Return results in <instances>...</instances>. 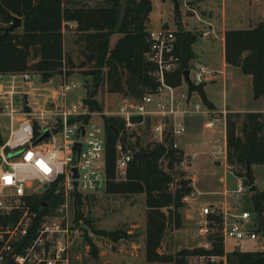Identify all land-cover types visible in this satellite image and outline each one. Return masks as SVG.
Returning <instances> with one entry per match:
<instances>
[{"label":"built area","instance_id":"1","mask_svg":"<svg viewBox=\"0 0 264 264\" xmlns=\"http://www.w3.org/2000/svg\"><path fill=\"white\" fill-rule=\"evenodd\" d=\"M183 2L190 10L188 0ZM198 21L201 22L199 18ZM203 23L207 27L201 37L218 39L216 26ZM147 41L146 59L153 66L150 77L155 88L140 98L122 97L112 112L92 110L84 101L66 102V92L77 87L73 83L59 88L60 104H48L49 110L24 111L17 107L22 96H17L14 84L8 91L0 85V117L8 119L10 128L8 139L0 147V264H69L70 252L77 241L93 236L82 220H76V211L94 194L106 190L109 178L105 121L109 117L120 122L119 128L114 126L118 130L113 146L115 180L125 178L129 164L134 161L133 153L139 152L137 143L162 146L166 153L176 152L178 162L174 167L190 180L192 192L181 200L188 204L200 194L193 188L195 178L190 174L197 153L183 151L180 139L187 133V120L197 116L203 118L202 128L209 134L210 159L226 161L229 112L209 108L199 93L215 72L203 65H190L187 80L182 75L181 82L173 85L168 81L180 65L175 31L164 27L149 30ZM21 76L24 83L36 84L28 73ZM36 118L44 125H38ZM45 129L50 137L32 145ZM6 152L12 153L11 159ZM15 153L18 154L13 156ZM164 158L159 160L160 167L170 174ZM235 176L236 189L225 194L231 203L204 205L198 211L202 221H198L195 238L201 243L195 248L212 250L216 236L221 239L223 254L198 255L189 261L192 264H229L226 250L229 241H233V247L259 239L264 242L258 233L259 221H251L250 212L240 209L241 196L248 187L244 178ZM171 177L169 189L173 193L179 183ZM48 189L59 201L54 209L49 207L41 215L32 208L33 201ZM40 206L45 209L47 204L40 202ZM157 253H166L163 243Z\"/></svg>","mask_w":264,"mask_h":264},{"label":"trees","instance_id":"2","mask_svg":"<svg viewBox=\"0 0 264 264\" xmlns=\"http://www.w3.org/2000/svg\"><path fill=\"white\" fill-rule=\"evenodd\" d=\"M152 11L150 0H104L96 7L81 5L76 1L65 0H0V76L21 75L29 71L41 75L47 82L54 75H60L62 70L74 68L70 56L63 50V28L74 23L77 34L74 45L83 55V65H89L84 71L85 77H92L93 89L86 92L84 102L92 110H101L95 99L97 88L106 84L109 93L121 94L123 98H140L155 88L150 77L153 66L147 62L149 49L146 25ZM14 18L21 20L19 32L15 29L4 37V31ZM119 35L113 47L110 38ZM176 55L179 57V68L173 73L169 83L177 85L182 75L190 67L194 57L192 45L196 35L178 31ZM224 58L227 65L240 68L244 75L251 77L254 99L264 101V19L253 28L246 30H226L224 33ZM33 60V63H30ZM199 93L204 103L212 108L205 98L202 88ZM106 134L108 138L106 149V170L109 181L105 193L142 194L145 204L144 253L145 264H192L187 260L202 254H223L221 239L215 236L212 250L202 248L183 249L175 254L157 253L163 238L171 228L180 226V210L184 207L182 198L192 192L190 180L183 178L179 172V185L172 193L169 184L174 176V164L178 162L175 151L167 153L162 146L141 145L137 143L141 154L143 170L131 161L125 178L114 179L115 158L114 143L116 135L108 128L109 125L120 127V122L108 118ZM264 116L261 112L228 113L226 116L227 155L226 164L233 174L245 170L250 165H264ZM4 142L0 139V145ZM166 153V156H165ZM165 157L166 167L170 174L163 172L159 160ZM250 205L259 215L264 214V189L250 192ZM59 201L50 189L33 201L32 208L42 215L49 207L54 209ZM40 202H46L47 207L41 209ZM249 204V203H248ZM166 209V216L162 210ZM76 220H82L89 226L80 210L76 211ZM264 232L262 228L258 233ZM95 235L104 236L112 241L127 238L126 233L95 231ZM216 235V234H215ZM90 251L94 257L92 242L85 236ZM90 241V242H89ZM253 251H244L240 246L227 253L229 264H264V250L257 247L263 245L262 239L257 240ZM253 252V253H251ZM263 258V259H262Z\"/></svg>","mask_w":264,"mask_h":264},{"label":"rangeland","instance_id":"3","mask_svg":"<svg viewBox=\"0 0 264 264\" xmlns=\"http://www.w3.org/2000/svg\"><path fill=\"white\" fill-rule=\"evenodd\" d=\"M71 0H65V3ZM152 4V11L149 16V22L146 25V30H154L161 27L169 28L177 34L178 31L188 32L191 35H196V43L193 46L194 52L201 56L200 53L204 51L205 44L209 45L210 40L201 37V33L206 29L207 26L203 22H210L216 25L217 38L213 39L214 42L221 40L224 29L230 28H247L248 24L255 22L259 19L260 14L264 8V0H188L190 10L184 7L183 0H150ZM205 1V4H204ZM104 0H81L79 3L88 7H96L102 5ZM125 0H121V5L124 6ZM211 6L217 13H221V6L225 8L226 24L223 28L220 23L214 22L212 18L207 16L211 14ZM198 18L201 22L198 21ZM213 24V25H214ZM214 25V26H215ZM17 29L16 32H19ZM77 34L74 29H65L63 33V50L66 56H70L73 61L71 70L67 68L62 70L60 75H54L47 82H43L41 75L34 71H29L28 74L31 79L36 82L34 86L28 85L23 82L21 75L5 76L0 81V85L4 91H8L14 84L15 90L18 93L17 96L21 97L18 101L17 107L23 108L24 111L49 110L47 105L55 102L56 105L60 104L61 95L59 94V88L64 84L73 83L77 87L71 89L65 94V101L68 103L82 102L85 98L86 92L92 90L94 82L92 77H85L84 71L89 70V65H83L85 61L83 55L78 51V48L74 45ZM119 35L115 34L110 38V47H113ZM216 46H220L219 43H214ZM213 44V45H214ZM212 46V45H211ZM193 60L194 65H203L202 61L198 59ZM30 60V63H33ZM191 62V63H192ZM213 89V96L219 103L222 98V87L221 83L214 84L211 87ZM25 94V95H24ZM123 96L121 94L109 93L106 89V84H100L97 88V94L95 99L101 106V110L112 112L115 110L116 104L120 101ZM226 97L229 101H235L241 105H249L251 101L245 97L242 90L237 87H226ZM112 118V117H109ZM37 124L44 125L43 121L39 118L35 119ZM17 125H15L16 129ZM10 134L9 121L5 117H0V137L5 142ZM0 138V139H1ZM144 142V141H143ZM2 146V145H0ZM7 158L11 159L12 153L6 152ZM225 161H220V166H215L212 162L207 167L194 168L193 174L197 177V182L194 186L196 192L201 193L188 204H184V207L180 210V226L178 228H171L163 238V245L165 252L169 254H175L183 249L192 250L196 247L201 240H197L196 229L199 222L202 219L199 217L197 208L203 204H217L223 199V193L225 189L233 191L237 187L238 179L232 172L226 170L224 166ZM174 178L179 180V170L174 167ZM190 171V174L191 172ZM244 171V170H242ZM254 173L258 176L259 184L264 185V166L261 168H254ZM184 179H189L187 175H183ZM219 178L224 181L220 182ZM261 188V186H260ZM250 192L247 189L246 192L241 196L239 202L240 209L248 210L251 214V221H258V214H256L250 205ZM95 198V199H91ZM228 203H231V198L228 199ZM249 203V204H248ZM190 204H195L197 208H193ZM189 205V206H188ZM82 216L89 221V226L83 223L84 228L89 230L93 234L90 239L92 242V249L97 253L103 251L100 256L94 257L90 251L88 242L86 239L77 241V244L70 252L69 264H145V253H144V231L142 228L135 230L136 244L138 245L136 251H132L129 248H123V251L119 254L112 250L117 248L113 245L117 241H112L104 236L95 235V231L109 232L108 230L125 233L126 229H134L130 227V223L137 222L134 224H143L145 221V204L144 195L142 194H116L110 195L105 192H99L94 194L88 201L85 202L80 208ZM168 215V214H167ZM264 222V214L261 215ZM117 224H124V227H116ZM122 228V229H121ZM124 228V229H123ZM103 229V230H102ZM106 229V230H104ZM264 230V227L262 228ZM88 232V231H86ZM264 232H260L263 235ZM127 235V234H126ZM89 241V242H90ZM101 244L102 249H99ZM234 243L229 241L226 244V250L231 251ZM256 248L255 243H244L241 244L240 249L244 251H253ZM257 250H264V244L259 245ZM253 253V252H251ZM194 257L187 258L188 261L193 260Z\"/></svg>","mask_w":264,"mask_h":264},{"label":"crops","instance_id":"4","mask_svg":"<svg viewBox=\"0 0 264 264\" xmlns=\"http://www.w3.org/2000/svg\"><path fill=\"white\" fill-rule=\"evenodd\" d=\"M71 1L79 2L81 0H71ZM205 1H207V0H205ZM205 1H204V4H205ZM206 7L211 8V10H212L211 14L210 13L207 14L208 17L210 15V18H212L214 20V22H216L217 24L220 23L221 26H223V28L225 26H227L225 8L223 6H221V9H220L221 13L220 14L215 12L211 6H206ZM263 19H264V8L260 14L259 19L255 22H252V23L250 22L248 24L247 28L224 29V33L226 30H246V29L253 28L255 25L262 22ZM212 24H214V23H212ZM75 27H76V24H74V23L66 24L63 28V33H64L65 29H68V28L69 29H75ZM205 41H207V40H205ZM210 41L211 42H209L210 43L209 45L205 44L206 47L204 48V51L202 53H200V55L202 54L201 56L197 55L193 50V46L196 42L192 45V51H193V54L195 57L194 61L195 60L197 61L198 59H200L203 63V66H205L208 69L215 72V74L212 77H210V79L207 82H205L203 87H202V90L204 92L205 98L208 101V103H210L212 105L213 109L226 110L229 113H241V114H243V113H249V112H261V113H263V116H264V101L261 98L254 99L253 93H252L251 77L248 75H244L240 68L229 66L225 62V58H224V34H223L221 40H218L217 42H214L213 40H210ZM214 43H219L220 46H218V45L216 46ZM192 60H191V62H192ZM191 62L189 64L194 65L193 64L194 62H192V63ZM6 76L8 77L9 75H6ZM3 77H5V76H0V81L3 79ZM218 82L221 83V87H222V98H221L220 103L214 97H212L213 96V89L211 88L212 86H214V84H218ZM227 85H230L232 88L237 87L239 90H242L245 94V97L251 101V104L241 105V104L235 102L234 100L229 101L228 98L226 97ZM202 122H203L202 117L197 116V117L189 118L187 120V126H188L187 133L180 139V146L183 149V151H185L187 153H197V156H196V159L194 161L193 167L191 168V171L195 167L196 168L207 167L210 162H212L215 166H220V162L212 161L208 155L209 134L205 130H203ZM263 136H264V131H263ZM1 140H3V139L1 138ZM224 166H225L226 170L230 171L227 164H226V161L224 163ZM263 166L264 165H253L251 167V173H252L253 184L255 186V189L256 188L259 190L264 189V185L259 184V182H258L259 178H258V176L255 175V173L253 171L254 168H257V170H258V168H261ZM193 171H192V174H193ZM194 178H195L194 183H196L197 177L195 175H194ZM219 181L223 182L224 180L222 178H219ZM194 183L192 186L195 190H197L196 187L194 186ZM260 186H261V188H260ZM226 192H228L227 189H225V191L223 193L222 201L221 202L218 201L217 204H213V203L203 204L199 207L196 206L195 204H190V206L193 208L198 207L197 211H199V208L204 206V205H222L224 202L228 201V198L225 195ZM91 199H95V198H91ZM134 223H137V222L132 221L129 224L130 227L132 229H134V232L131 229H126L125 233L128 235V237L117 240V242L115 244L113 243V245L117 249L112 250V251L116 252V254H118V253L120 254L123 251V248L132 249L133 252L136 251L138 245L136 244L135 230L142 228L144 231L145 221H143V224L141 226H140V224H134ZM122 225L117 224L116 227L119 228L121 226L122 227L125 226L124 224H122ZM104 230H106V229H104ZM108 231L114 232L111 230H108ZM144 239H145V236H144ZM98 248L102 249L101 244L99 245ZM102 254H103V251H100L99 253H97V257L102 255Z\"/></svg>","mask_w":264,"mask_h":264},{"label":"water","instance_id":"5","mask_svg":"<svg viewBox=\"0 0 264 264\" xmlns=\"http://www.w3.org/2000/svg\"><path fill=\"white\" fill-rule=\"evenodd\" d=\"M175 3V7H177V3L175 2V0H172ZM21 26V20L19 18H14L13 22L10 24V26L4 31V37H6L9 33L13 32L15 29L19 28ZM183 77L185 80H187L188 77V71L186 70L183 74ZM113 133L117 134L118 130L117 128H115L112 125H109L108 127ZM56 132V131H54ZM50 137V132L48 129L43 130V132L41 133V135H39L32 143V145H37L39 142L47 139ZM18 153H15L13 156H16ZM133 160L136 162L137 167L140 170H143V166L141 164V154L139 152H134L133 153ZM238 176L244 178L246 186L248 187L249 192H253L255 190V186L253 184V181L251 179L250 176V165L249 163L246 165V168L244 171H240L237 173ZM162 212L167 216L168 212L166 209H163ZM258 221H259V228H263L264 227V222H263V218L261 215L258 216ZM262 238L264 239V234L262 235ZM263 259V258H262Z\"/></svg>","mask_w":264,"mask_h":264}]
</instances>
